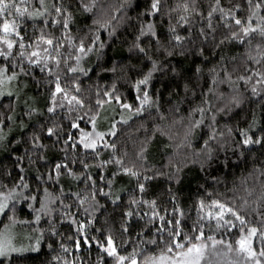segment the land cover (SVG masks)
Wrapping results in <instances>:
<instances>
[{"label": "trees", "instance_id": "1", "mask_svg": "<svg viewBox=\"0 0 264 264\" xmlns=\"http://www.w3.org/2000/svg\"><path fill=\"white\" fill-rule=\"evenodd\" d=\"M84 2L92 3L93 0ZM94 2L95 7L91 12L85 13L79 6L73 8L74 20L71 25V34L77 39L85 37L86 44L90 43L94 36L99 37L94 50L81 61L83 67L91 69L87 76H79L81 85L79 96L84 101V107L68 114V119H62L67 108L58 109L53 119L61 122L65 132L71 131L76 135L77 130L69 127L70 117L82 115L84 119L79 122L80 126L88 131L91 129V124L87 122L88 118L96 112L100 114L104 105H108L105 103L98 107L97 99L107 101L108 97L103 95L105 91L119 95L121 103L132 105V115L127 120L116 123L115 135L110 136L107 141L109 144H115V150L100 146L98 158L91 150L85 152L80 148L79 153L90 165H96L101 160H108L114 156L122 161L124 167L136 171L138 176L124 174L115 162L108 164L103 171L91 167L89 173L96 179L97 187H103L105 192H111V196L104 197L97 193L99 207L95 211L89 209L88 212H84L83 208H87L88 204L85 203L81 208L76 198L69 193L79 192L81 196H88L91 192L90 183H84L83 178L80 181L62 178L56 183L47 181L45 175L46 182L40 184L39 195L43 197L42 189L47 187L55 200L50 205L53 209L50 215H42L37 222L36 214L28 205L32 203L38 208L39 204L18 196L15 211L6 210L7 214L0 218V233L6 226L15 225L27 233L25 235L28 238L31 235L29 245H35L36 238L42 234L39 250L26 253L24 260L14 259L12 264H115V260L108 257L99 247V243L106 245L108 236L113 238L118 254L129 258L125 264H130L133 256L137 264H144L162 254L174 255L166 252L165 245L169 239L167 233L163 234L164 242H161L160 234L156 233L159 221L156 220L153 224L148 222L150 206L143 203L139 206L133 205L131 204L133 199L155 200L160 214L169 215V218L172 208L179 206L185 214L182 218V230L193 238V243H197L195 236L199 235L198 224L197 230L193 231V226L198 220L199 202L203 200L205 203L204 213L209 210L207 206L213 200L224 203L243 216L246 224L242 226L238 220L226 214V218L232 220L236 227L231 230L217 229L214 220L209 224L205 218L202 240L209 244V249L201 264H252L246 258L243 259V253L238 251L236 241L240 237L241 227H244L245 233L248 227L264 230V144L238 148L236 142L241 137L236 130L248 127L252 112L255 110L257 128L250 134L254 137L262 135L264 119L260 116L261 101L259 97L252 96L251 85L245 86L242 81L238 82L235 88L227 82L213 85L210 73V69L215 67L218 78L224 79L223 68L227 67L232 74V80L236 81L238 75L244 74V66L251 64L246 59V46L225 42L220 49H214L211 36L209 43H202L198 29L201 26L206 27L207 11L213 0H196L197 10L203 12V17L195 14L190 17L193 26L191 39L195 43L185 41L180 47L168 44L167 29L169 20L175 26L179 15L183 14L177 5L183 4L185 0H162L161 13L155 17L141 15L148 11L150 0H94ZM188 2L191 3V0ZM222 4L227 7V0H222ZM150 20L157 25L163 46L157 51L154 39L141 38L143 41L141 46L158 61V70L153 73V78L146 89L151 97L150 106L145 105L142 112L136 113L135 109L139 106L137 96L142 98L143 86L142 90L137 92L134 85L136 80L142 78L151 68V62L139 53L133 44L136 42L140 22L146 23ZM213 23L216 24L217 19L214 18ZM26 27L28 34L32 35L30 21ZM46 31L57 37L61 35L59 27ZM177 31L182 36H189L184 27H178ZM220 31L225 32L226 29L221 28ZM219 38L217 36V40ZM101 42L104 44L102 49L99 47ZM253 43L255 44L256 40ZM200 47L205 50L206 60L198 55ZM165 48L173 51V55H167ZM213 51L217 55H213ZM221 55L225 57L224 60L220 59ZM232 57L236 59L232 60ZM0 63L3 61L0 60ZM197 66L202 70L199 73L196 71ZM39 75L37 72V76ZM74 78L73 74H68V79H62V84L71 88ZM20 83H24V80L22 79ZM27 86L30 94L39 101L38 109L42 110L43 114L34 113L28 117L24 115L28 107H19L15 96L0 99V119L7 115L15 117L11 123V131L7 124L0 125L3 134L7 133V138L11 141L7 149L0 148V192H7L13 187L14 181L18 180L19 170L13 166L15 157L24 156L25 149L30 148L29 143L18 142L21 141V137L26 140L34 130H39L40 124L50 126L49 114L46 111L48 92L45 89L37 91L30 80L27 81ZM237 95L242 100L239 106L232 103V97ZM112 102L118 106L115 99ZM9 105L11 107H6ZM199 108L205 109L203 123L193 128V123L201 119ZM213 116L216 118L215 122L212 121ZM20 120L28 126L23 131L18 127ZM228 128L233 130L231 136H228ZM220 132L224 133V137H220ZM211 135H215L216 138L209 139ZM54 139L42 137V142L48 146L46 153H42L46 155L47 163L41 161L30 166L27 159H24L22 164L25 168L24 175L31 185L29 190L24 191L25 196L36 194L38 183L36 176L39 173L47 174L51 165L63 159L64 153L59 150L63 142L53 148ZM205 141L208 143L205 144ZM142 148L146 150L141 152ZM209 150L212 152L210 161L207 160ZM68 155L71 160V150ZM73 168L77 172L83 171L78 162ZM6 172H10L11 176L6 175ZM113 172H116L117 176L112 188L109 189L107 180L112 179ZM101 174L104 176L102 182L99 179ZM139 183L145 185L143 193L139 190ZM61 200L64 205L71 207L65 209L60 203ZM23 209L28 211V216L21 214ZM165 209L168 210L167 214ZM129 210L134 213L132 217L124 215ZM65 212L69 215H65ZM72 219L84 223L83 234L77 231V225L71 222ZM125 227L127 231H124ZM53 228L56 235L52 234ZM85 235L89 240L87 244L83 243ZM208 236L224 243H217L213 247L212 241L207 239ZM153 239L156 240L155 244L150 242ZM77 240L81 241L79 248L76 247ZM228 244L232 245L231 250L228 249ZM255 247L259 251L258 238Z\"/></svg>", "mask_w": 264, "mask_h": 264}, {"label": "snow or ice", "instance_id": "2", "mask_svg": "<svg viewBox=\"0 0 264 264\" xmlns=\"http://www.w3.org/2000/svg\"><path fill=\"white\" fill-rule=\"evenodd\" d=\"M228 6L225 7L222 4V0H213L209 5L206 17V27L201 26L198 29V36L202 38V43H209V36H211V44L214 49H220L225 42L236 43L246 46V59L251 62L250 65H245L243 73L236 77V81L232 80V74L228 71L227 67L223 68L224 79H219L216 73V68L210 69L212 74L213 85L227 82L231 87H236L238 82H243L245 86L251 85V94L253 97L260 98V116L264 119V0H227ZM79 6L83 12H91L95 7V2L85 3L84 0H0V96L5 95L4 85L5 83L11 84L16 81L18 84L21 80H24V86L27 87V81L30 80L33 86L39 91L45 89L48 92L46 111L49 114L48 124H40L39 130H34L28 135L25 140L21 137V141L30 144V148L25 149L24 156H16L14 160V167L18 169V180L14 181L13 187L7 192H0V214H7L6 210L15 211V202L17 197L24 200L37 202L39 207L36 208L32 203H29L28 207L36 214L35 219L40 221L42 215H50L53 209L50 207L55 202L47 187H44V196L39 195L41 188L40 184L45 183V175L47 181H54L59 183L62 178H67L70 181H80L83 178V182L90 183L91 192L88 196H81L79 192L69 193L74 196L79 203V206L83 208L87 203L88 207L83 208L84 212H88L89 209L95 211L99 205L96 200L97 193L104 197H110L111 192H105L103 187H97V181L89 173L91 167H97L103 171L108 164L115 162V164L123 171L124 174L130 176H138V173L132 169L123 166L120 159L114 156L108 160H101L96 165H90L86 160L80 157L79 149L82 148L87 152L91 150L92 153L98 158L100 156L99 147L102 145L104 148H111L115 150V144H109L105 140L106 135H115L116 125L113 123L107 133L97 130V117L99 113L92 114L87 122L91 124V131H86L80 126V121L84 119L82 115H75L70 117V129L77 130V134L74 135L71 131L65 132L61 122L53 119L56 116L58 109L67 108V112L62 119H68L70 113L75 110L82 109L84 107V101L80 98L81 85L79 83V76H87L90 68L82 66V59L91 53L97 42L98 36H94L90 43H85V37H74L71 34V25L74 20L73 8ZM177 8L182 9L181 15L177 19L176 25H172L169 20V27L167 42L174 47H180L185 41L189 43H195L191 39L193 32V26L190 22V17L195 14L196 16L203 17V12L197 10L196 0H188L181 5H177ZM162 10V0H150V6L147 12L141 15L155 17L160 14ZM175 11V9H170ZM218 14V16H217ZM217 19V23H213V19ZM31 22L32 35L28 34L26 27L27 22ZM96 23V21H93ZM39 25V27H38ZM59 27L61 35L59 37L52 34L46 29H55ZM178 27H184L189 33V36L185 37L178 33ZM226 29L225 32H221L220 29ZM217 36L220 38L217 40ZM142 37H148L155 40L157 51L162 44L161 34L157 31V25L151 20L148 22H140L138 35L135 37V43L133 47L138 49L139 53L143 54L151 62V68L143 74L142 78L137 79L134 87L137 92L142 90L143 96H137L139 106L135 109L136 113L143 111L145 105L151 104V97L149 96L147 86L153 78V73L158 70V61L154 60L149 55L147 49L142 47ZM256 40L254 44L253 41ZM99 47L102 49L104 44L101 42ZM167 55H173V51L165 48ZM205 50L200 47L198 55L205 60L207 57L204 54ZM183 54V52H181ZM213 55H217L213 51ZM221 60L225 57L221 55ZM232 57V60H235ZM72 61V63H70ZM64 66L63 68L61 66ZM253 65H258L255 67ZM175 71V69H173ZM197 73L201 72V68L197 66ZM37 72L40 74L37 76ZM10 73V74H9ZM68 74H73L75 77L72 79V87L69 88L66 84H62V79H68ZM187 87V86H186ZM115 85H113V89ZM211 91V89H209ZM7 96L11 97L14 93L9 90ZM17 99H19L18 93ZM105 97H108L107 101L97 99L96 104L98 107H102L105 103L111 104L115 99L116 103L122 109L132 110V105L128 103H121L119 95H113L108 91L103 93ZM33 99V105L28 106L25 102L28 110L24 115L31 117L34 113L43 114L42 110L35 107L36 98ZM232 103L239 106L242 103L240 97L233 96ZM6 107H11L6 106ZM14 111V108L12 109ZM201 119L196 120L192 127H198L203 123V116L205 109L199 108ZM222 111V110H221ZM215 116L212 117V121L215 122ZM15 120L13 115H7L5 118L0 119V125L7 124L9 131H11V123ZM18 127L23 131L28 126L20 120ZM257 128V113L255 110L252 112V118L248 122V127L244 129H237L241 139L236 142L238 148H248L249 146L256 144H264V128L261 129L262 135L254 137L252 133ZM232 129L228 128V136L232 135ZM220 137H224V133H219ZM55 138L53 140L52 147L55 148L63 142V146L59 149L64 153L62 160L55 162L50 166V170L47 174L39 173L36 176L37 188L36 194L25 196L24 191L29 190L31 185L26 181L24 172L25 168L22 166L24 159H27L28 164L35 165L41 161L47 163L46 153L48 146L42 142V137ZM215 135H211L209 139H215ZM226 142V141H225ZM208 141H205L207 144ZM11 141L7 136L3 134V128L0 127V148L7 149ZM69 150L72 152V158L69 160ZM146 149L142 148L141 152ZM35 153V158H33ZM212 158V152L209 150L207 153V160ZM79 163L83 169L82 172L74 170L73 165ZM39 171V169H37ZM11 176L10 172L5 173ZM117 176L116 172L112 173V179L107 180V187L112 188L114 180ZM100 181H104V176L101 174ZM148 179V177H145ZM141 193L145 191V185L143 183L138 184ZM19 189V193L17 190ZM61 191L63 189L61 188ZM119 199V196L116 197ZM174 199V198H173ZM61 205L68 209L70 205H64L63 200L60 201ZM115 203V201H113ZM145 204L150 206L151 214L149 215L148 222L153 224L156 220L159 221V227L156 228V233L160 234L161 242L163 241V234L166 232L168 241L165 248L167 253H174L172 256L162 254L159 257V264H201L204 258L205 250L208 245L203 242L204 236V223L207 218L209 224L214 220L215 227L217 229L225 228L231 230L236 227L232 220L226 218V214H230L235 220L240 222V225H245L246 221L243 216L237 213L231 207H228L224 203L218 200H213L207 207L209 210L204 213L205 203L203 200L199 202L197 215L198 220L193 226V231H196V225H199V235L195 236L197 243H193V238L182 230V218L184 217V211L179 206H174L169 215H161L157 210L156 201H145L133 199L131 204L139 206V204ZM167 214L168 210H164ZM204 213V215H201ZM133 212L131 210L126 211L124 215L126 217H132ZM65 215H69L65 212ZM145 215H148L145 213ZM77 225V231L81 234L84 233L85 225L82 222H78L75 219L71 221ZM91 223V220L88 221ZM127 227L124 231H127ZM52 234L56 235L55 229H52ZM260 245L259 251H257L255 244L257 242ZM41 236L36 238L35 245L16 247L11 240L10 236L0 233V264H12L14 259L24 260L25 254L28 252H36L39 250ZM94 239V238H93ZM208 240L212 241L213 247L217 243H224V241H217L214 237L208 236ZM155 244L156 240L150 241ZM80 240L76 241V247H80ZM83 243H89L87 236H84ZM238 245V251L243 253L247 260L252 264H264V230L257 227H248L245 234L244 227L240 228V237L236 241ZM228 249H232V245L228 244ZM51 247V245H49ZM63 247V245H61ZM100 249L107 253L108 257L115 260V264H125L128 257L119 255L117 248L114 245L113 238L108 236L106 238V245L99 243ZM175 250V251H174ZM130 264H137L134 256L130 260ZM149 264H155L154 261H150Z\"/></svg>", "mask_w": 264, "mask_h": 264}, {"label": "rangeland", "instance_id": "3", "mask_svg": "<svg viewBox=\"0 0 264 264\" xmlns=\"http://www.w3.org/2000/svg\"><path fill=\"white\" fill-rule=\"evenodd\" d=\"M11 90L17 99V93L19 95V99H17L18 102V106L19 107H24L26 106L25 102L27 101V105H33V99L34 98L29 91V87H25L24 83H17L16 81H13L11 84L5 83L4 85V92L5 95L0 96V99L7 96V91ZM116 103V102H115ZM117 104V103H116ZM113 102H111V105H104L101 113L99 114V116L97 117V130L98 131H102L107 133L109 131V129L111 128V125L113 123H116L118 121H124L127 120L128 118L131 117L132 112L128 109H122L119 104H117L118 106L114 105ZM35 107H39V101L36 100L35 102ZM27 107V106H26ZM120 109V112H119ZM121 113V117L120 116ZM88 131H91L88 130ZM5 136L8 137L7 133H4ZM112 135H106L105 136V140L108 141L109 137ZM102 146V145H101ZM21 214L28 216L29 213L26 209L21 210ZM3 214H0V218ZM1 233H4L7 236L11 237L12 243L16 246V247H21V246H28L30 244V239H31V235L28 238L25 234V232H23L22 230L18 229L15 225H8L6 226L3 231ZM246 234V233H245ZM29 235V234H28ZM208 245L207 249L205 250V254L204 257L207 254V251L209 249V244L206 243ZM213 245V244H212ZM238 248V245H237ZM168 256H172V255H168ZM245 255L243 254V259H245ZM224 257H223V261H224ZM151 261H154L155 264H159V257L156 259H153ZM227 261V260H226ZM150 262V261H149ZM149 262L144 263V264H149ZM202 262V261H201Z\"/></svg>", "mask_w": 264, "mask_h": 264}]
</instances>
